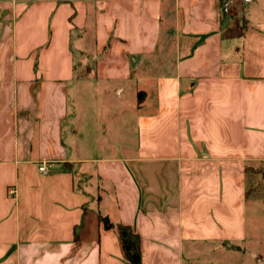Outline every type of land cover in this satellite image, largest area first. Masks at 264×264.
<instances>
[{"label":"crops","instance_id":"1","mask_svg":"<svg viewBox=\"0 0 264 264\" xmlns=\"http://www.w3.org/2000/svg\"><path fill=\"white\" fill-rule=\"evenodd\" d=\"M220 1L0 0V264H129L100 218L140 264H264V0Z\"/></svg>","mask_w":264,"mask_h":264},{"label":"rangeland","instance_id":"2","mask_svg":"<svg viewBox=\"0 0 264 264\" xmlns=\"http://www.w3.org/2000/svg\"><path fill=\"white\" fill-rule=\"evenodd\" d=\"M245 180L248 233L243 248L249 255H254L253 257L264 258V168L247 167Z\"/></svg>","mask_w":264,"mask_h":264},{"label":"trees","instance_id":"3","mask_svg":"<svg viewBox=\"0 0 264 264\" xmlns=\"http://www.w3.org/2000/svg\"><path fill=\"white\" fill-rule=\"evenodd\" d=\"M100 220L103 223L105 229L116 230L121 244L124 259L129 264H140L141 256L138 236L134 234L132 230L127 226H113L111 223H109L107 218H100Z\"/></svg>","mask_w":264,"mask_h":264},{"label":"built area","instance_id":"4","mask_svg":"<svg viewBox=\"0 0 264 264\" xmlns=\"http://www.w3.org/2000/svg\"><path fill=\"white\" fill-rule=\"evenodd\" d=\"M245 3H249L250 0H244ZM235 5V0H221L220 1V9H221V13L223 15H226L229 13L231 7ZM39 172L42 174H46L47 173V169L45 165H41L38 168Z\"/></svg>","mask_w":264,"mask_h":264}]
</instances>
